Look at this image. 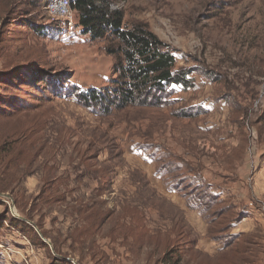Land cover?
I'll list each match as a JSON object with an SVG mask.
<instances>
[{
  "label": "rangeland",
  "instance_id": "1",
  "mask_svg": "<svg viewBox=\"0 0 264 264\" xmlns=\"http://www.w3.org/2000/svg\"><path fill=\"white\" fill-rule=\"evenodd\" d=\"M50 1L0 0V108H35L30 115L41 125L40 144L45 145L33 176L24 182L32 220L22 217L9 193L14 202L0 196V264H59L61 255L72 257L73 264H168L162 255L173 245L181 264H264V174H259L264 161V0L115 2L129 24H145L175 52L179 69L196 70L195 86L178 89L165 107L130 106L107 116H96L68 98L63 86L57 93L45 84L33 87L40 75L61 79L65 88L84 89L109 88L116 78L105 40L56 30L41 35L30 27L32 22L51 29L46 24ZM218 98L231 99L230 108ZM209 99V115L193 120L177 114ZM207 123L215 130L193 129V124ZM148 144L162 145L169 154L166 164L174 165L180 161L179 147L195 153L199 146L202 173L203 166L213 167L224 178L213 184L233 192L223 194L226 200L216 207L226 213L206 221L157 183L152 163L139 149ZM231 149L248 166L239 181L232 179L235 165H228ZM89 157L107 176L103 199L111 215L93 237L80 233L87 224L73 210L77 202L88 204L96 197L98 178L84 163ZM51 175L68 177L64 206L37 203L41 179ZM133 176L146 187L136 190ZM35 199L37 206L31 208ZM246 211L254 216L229 230L239 235L223 250L217 236ZM11 216L30 226H10Z\"/></svg>",
  "mask_w": 264,
  "mask_h": 264
},
{
  "label": "trees",
  "instance_id": "2",
  "mask_svg": "<svg viewBox=\"0 0 264 264\" xmlns=\"http://www.w3.org/2000/svg\"><path fill=\"white\" fill-rule=\"evenodd\" d=\"M127 1L73 0L72 4L82 33L93 41L105 40L107 42L106 53L114 57L113 76L116 78L112 79L109 88L84 89L75 86L65 88V82L59 81L61 79L56 80L53 77H44L40 74L33 87L45 84L48 90L57 93L60 91V86H63V90L69 89V92L65 94L68 98L74 99L96 116H107L115 111L121 112L130 106L165 107L171 96L179 92L178 89L187 91L194 87L195 79L192 74L196 70L193 68L179 69L175 52L168 45L161 41L145 24L138 22L129 24L126 21L125 11L118 6L115 7V2L125 3ZM30 27L41 35L47 32L52 33L54 30L52 27L49 29L45 24L34 25L32 22ZM16 73L12 72L9 75L14 76ZM216 79L210 78V81H218ZM57 83H62V85L58 87ZM225 99L229 104L232 101L229 98ZM34 109L30 107L22 111L21 108H16L15 104L7 106L6 109L0 108V194L9 193L22 217L30 220L32 218L29 215V210L26 212L29 200L25 195L24 182L28 177L33 176L32 173L35 171L45 146L43 143L40 144V135L43 131L41 125L35 119V114L30 115ZM194 109L199 112V109L190 107L185 110L179 109L177 114L179 116H194ZM200 111H203L202 108ZM240 112L241 110H236V113ZM159 152L160 150L157 149L155 153H158V156L154 155L155 158L158 157V161L161 157ZM85 160L87 171L95 174L101 181L100 190H97L96 197L92 202L88 204L77 202L74 204L73 210L78 218L87 224L80 233H88L93 237L101 232V228L111 216L106 202L96 199L97 195L106 190L105 179L107 176L104 170L99 171L95 165L90 164V157ZM182 163L183 161L181 164L176 162L174 165L171 162L161 165L158 172L162 176L174 173V177L167 181L168 186L182 193L188 207L199 212L204 220L212 223L219 213H222L221 216L226 213L227 210L224 208L216 210V207L224 201L214 194L212 186L202 177L198 174H191L188 164ZM183 169H186V176L179 173ZM51 177L41 179L43 184L37 203L43 202L46 206H64L69 197L67 190H63L62 187L68 177L56 178L54 175ZM79 178L78 180L82 179ZM35 201L36 199L31 204V208ZM34 205L37 206L36 203ZM6 214L11 215L9 211ZM245 216L246 214L241 213V216H237L231 223L229 222L225 226L226 232L217 236L216 240L226 248L234 243L235 238L230 235L229 230L241 222ZM26 221L11 216L10 226L23 230L30 226ZM3 228L1 227V229ZM70 239H74L73 234ZM143 242L139 243L144 245ZM54 243L57 245L56 241ZM175 253V245L168 250L165 249L162 263L181 264L182 260L176 258ZM67 258L73 259L61 255L58 263L73 264V262H68ZM0 263H3L2 258H0Z\"/></svg>",
  "mask_w": 264,
  "mask_h": 264
},
{
  "label": "crops",
  "instance_id": "3",
  "mask_svg": "<svg viewBox=\"0 0 264 264\" xmlns=\"http://www.w3.org/2000/svg\"><path fill=\"white\" fill-rule=\"evenodd\" d=\"M177 98L180 99L178 96H177ZM211 100L214 101L213 99H211ZM217 101L221 102V103L224 102L225 105L230 108V105L228 104V102H227V100L225 98H218ZM209 104H210V99L207 100L206 103H204V104L197 103L195 105H192V108H197V109H199V112H201V113H199L198 111H196V109H194L193 114L194 115H200L199 117H201L202 115H207V114L209 115V114L213 113V110H210L208 108ZM201 108H202L203 111H200ZM234 112H236V111H234ZM186 117H189L190 119L196 120L195 116H186ZM204 127H206L205 130H213L214 131L216 125L215 126H211V125H209V123H207L206 125H203V126H201V125L197 126V125L193 124V129H197L198 130V129H203ZM221 137L223 138L224 136L222 135ZM223 139H225V138H223ZM221 141H226V140H221ZM221 141L218 143V145H219L218 147L219 148H222L223 146H225V142H221ZM233 144L234 145H238L235 142ZM239 146L240 147H239L237 153H240V151H242V145L239 144ZM219 148H218V150H219ZM139 149L142 152L141 155H144L146 157V159H148V161L150 163H152L153 168H154L153 177L157 181V183H162L161 185H162V187L165 188V190H167L170 193L177 194L179 197H181L183 203L188 207V205L186 203V199L184 198L183 194L180 193L178 190L171 189L168 186L167 181L171 180L174 177V173H170V174H168L166 176H162L158 172L159 167L161 165H167L166 163H167V161L169 159V157H168L169 154L164 150V147L162 145L161 146H157V145H154V144H148L146 147L143 148V146H141V148H139ZM157 149L160 150L159 153H160L161 157L159 158V161L157 160L158 157L157 158L154 157V155L158 156V153H155V151ZM216 150H217V148H216ZM177 152H178V154L180 156H183V157L178 156L180 158V161L178 159L177 163L181 164V161H183V163L186 162L184 164H188L189 165V168H190L189 170L192 172L191 174L192 175L198 174L200 177H202L208 184H210L212 186L215 195L219 196L223 201L226 200V198L223 196V194L227 195L228 197L233 196V192H232V190L230 188L222 187L220 185L213 184L214 181L224 179L223 176H221V174L219 176L214 174V171H216V169H214L213 167H210V169H207V166H205V167L203 166L202 168L204 169V171L202 173V169H201V152H200V147L199 146H198V150H196L195 153H190V152H188V150L186 148H180V147L178 148ZM232 152H233V149H231V153H229V154L232 155ZM235 153L236 152H234V154ZM234 154L229 158V162L230 163H228V165L231 166V167H232V164L235 165V167H236V177H234L232 179H235V180L239 181V180H242L243 178H245L246 175L248 174V172H247L248 166L246 164L245 158L240 157L237 154L236 155H234ZM216 156H218V154H216ZM211 161L214 164V161L213 160H211ZM261 169L262 170H261V172H259V174H261V173L264 174V161H263ZM184 170H186V169H183L182 171H179V173H182ZM189 170H188V172H189ZM95 180L98 182V186L96 187V192H97V190L98 191L100 190L99 189V185H100L101 181H99L98 179H95ZM148 181H149V184L151 186L152 185V181L150 180V178H148ZM132 184L135 186L136 190H138L139 188H141V190H142V188L144 186L146 187V184H145L144 180L137 179L134 176L132 178ZM63 188H64V186L62 187V189ZM105 191H102L100 193V195H97L96 199L99 200V201L100 200L101 201H105L106 204L108 205L107 200L103 199V197H104V195L106 193ZM4 198L8 200V198H6V197H4ZM193 212H196L201 217L199 212H197V211H193ZM244 213L246 214L245 218L241 222L235 224L233 227L237 228V227L246 225L247 223H249L251 221V219H252L251 217L254 216V212L252 211V213H250L249 211H246ZM230 235H232L234 238H237V236L239 234L236 233L235 231H233V232H230ZM219 245H221L223 250L226 248V247L222 246L221 243H219Z\"/></svg>",
  "mask_w": 264,
  "mask_h": 264
},
{
  "label": "built area",
  "instance_id": "4",
  "mask_svg": "<svg viewBox=\"0 0 264 264\" xmlns=\"http://www.w3.org/2000/svg\"><path fill=\"white\" fill-rule=\"evenodd\" d=\"M72 4L73 0H51L47 6V12L50 18L46 24L56 31H65L69 37L78 32L83 34Z\"/></svg>",
  "mask_w": 264,
  "mask_h": 264
},
{
  "label": "water",
  "instance_id": "5",
  "mask_svg": "<svg viewBox=\"0 0 264 264\" xmlns=\"http://www.w3.org/2000/svg\"><path fill=\"white\" fill-rule=\"evenodd\" d=\"M1 196H3V197H6V198H9L12 202H14L13 201V199L9 196V195H6V194H0ZM12 213H14V216H17V217H19L18 215H16V213H15V210L14 209H12ZM68 262H73V260L72 259H70V258H67L66 259Z\"/></svg>",
  "mask_w": 264,
  "mask_h": 264
}]
</instances>
